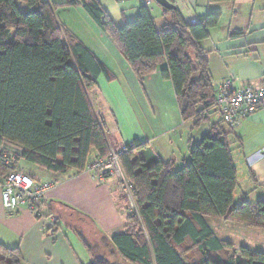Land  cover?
Segmentation results:
<instances>
[{"label":"trees","instance_id":"1","mask_svg":"<svg viewBox=\"0 0 264 264\" xmlns=\"http://www.w3.org/2000/svg\"><path fill=\"white\" fill-rule=\"evenodd\" d=\"M74 3H82L110 36L140 82L155 72L172 81L181 117L192 123L189 159L179 166L175 158H137L147 143L125 145L120 161L134 184L135 210L130 203L124 231L111 237L74 228L92 256L90 264H264V252L243 245L238 254L208 224L209 217L219 216L264 228V198L236 197L234 152L243 142L217 106L210 51L201 44L219 25L220 12L189 22L179 8L158 4L165 16L159 30L146 4L136 19L117 25L100 0H0V185L12 171L4 141L23 148L17 164L24 159L59 174L83 171L93 149L98 157L111 153L104 118L89 97L108 69L62 27L56 13ZM243 34L236 29L230 37ZM206 124L209 130L195 143L193 133ZM127 199L123 195L128 204ZM56 226L51 230L58 231ZM22 258L19 247L0 243V264H21Z\"/></svg>","mask_w":264,"mask_h":264},{"label":"crops","instance_id":"2","mask_svg":"<svg viewBox=\"0 0 264 264\" xmlns=\"http://www.w3.org/2000/svg\"><path fill=\"white\" fill-rule=\"evenodd\" d=\"M125 1L126 7L121 11L123 22L136 19L141 5L146 4L155 20L158 15L163 24L164 11L155 0ZM237 1H234L229 23L224 21V12L216 8L220 3L175 0V4L189 22H197L211 12L222 14L219 25L211 30L209 38L201 42L202 47L210 51V69L216 87L227 79H232L237 87H264V12H257V0ZM64 8L77 11L76 23L66 31L92 51L108 69L109 74L99 75L97 84L89 90V97L96 112L104 118L111 148L147 143L136 151L137 158L146 162L175 158L178 165L188 160L192 123L181 117L172 81L155 72L140 82L118 46L101 30L82 3L61 6L58 10ZM128 10L134 18H128ZM236 29L244 34L230 37ZM206 126L209 130L210 125L206 124L193 133L195 143L203 138L205 133L201 130ZM235 131L243 142L241 148L235 146V163H243L247 172H252L256 186L264 193V103L252 115L235 123ZM2 146L7 154L23 151L22 147L9 141H4ZM97 157L98 152L93 149L89 161ZM18 170L38 182L52 183L43 201L42 217L36 216L28 206L7 210L1 201L0 185V243L20 248L21 264H90L92 256L69 223L72 218L90 222L92 233L97 232L101 237L124 231L130 210L115 177L97 180L88 164L83 171L72 169L59 174L24 159L19 160ZM55 223H58V231L51 230ZM208 224L213 230L209 220Z\"/></svg>","mask_w":264,"mask_h":264},{"label":"built area","instance_id":"3","mask_svg":"<svg viewBox=\"0 0 264 264\" xmlns=\"http://www.w3.org/2000/svg\"><path fill=\"white\" fill-rule=\"evenodd\" d=\"M217 106L227 123L235 124L239 120L252 115L264 103V87H237L232 79H227L216 87ZM125 145L118 149L112 148L107 157H97L88 163V169L94 173V178L100 181L107 177H115L131 204L133 202V182L127 177L120 161V154ZM5 163L12 171L1 185V201L7 210H18L28 206L38 217H42L43 201L52 183L38 182L29 174L18 170L16 159L21 153L14 151L7 154ZM133 206V205H132Z\"/></svg>","mask_w":264,"mask_h":264},{"label":"rangeland","instance_id":"4","mask_svg":"<svg viewBox=\"0 0 264 264\" xmlns=\"http://www.w3.org/2000/svg\"><path fill=\"white\" fill-rule=\"evenodd\" d=\"M106 9L108 10L110 16L113 18V20L118 24L123 23V16H122V8L126 7L124 3H126L125 0L117 1V0H101ZM239 3V0L237 1ZM235 2H223L220 3L217 10H222L224 12V21L225 23H229L232 9ZM25 4H22V8H24ZM256 8L259 10L257 12H264V0H257L255 4ZM57 16L60 24L64 25V29L66 30L71 26V24L76 23V20L74 18L75 15L77 16V11L71 10L69 8L59 9L57 10ZM158 14V13H156ZM264 15V14H263ZM127 16L129 19L134 18L131 10H128ZM156 22L158 29L161 30L162 28V22L158 15H156ZM70 21V22H69ZM114 43V42H112ZM162 77V76H161ZM213 83L216 84V81L213 80ZM133 98V97H132ZM202 133H206L208 131V127L206 126V129L203 128ZM114 143V142H113ZM115 144V143H114ZM119 148V147H118ZM117 147L113 148L114 150L118 149ZM178 164V163H177ZM238 165V177H239V186L236 192L237 199H245L248 198L252 202H257L259 199L264 198L263 191L259 190L256 186V183L252 181L250 178L249 173L247 172V169L243 163H237ZM179 166V165H178ZM123 195L126 196V194L123 192ZM129 200V199H127ZM129 203L126 205L128 209L130 210V200ZM133 205V209L135 210V205ZM214 232L223 238H226V241L231 242L233 248V251L239 252V248L243 244L251 245L253 248L264 251V228H257L249 225L245 222H239V221H229L225 220L222 217L219 216H211L208 218ZM71 226L74 228H82V230L85 232V234L92 237L91 233L93 231L92 224L88 221H81L77 218H72L71 221H69ZM68 223V224H69ZM258 246H261L258 248Z\"/></svg>","mask_w":264,"mask_h":264},{"label":"water","instance_id":"5","mask_svg":"<svg viewBox=\"0 0 264 264\" xmlns=\"http://www.w3.org/2000/svg\"><path fill=\"white\" fill-rule=\"evenodd\" d=\"M159 5L167 9H177V5L170 0H155Z\"/></svg>","mask_w":264,"mask_h":264}]
</instances>
